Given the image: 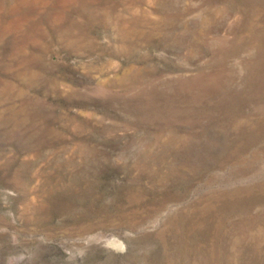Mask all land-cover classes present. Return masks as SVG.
<instances>
[{"label": "rangeland", "instance_id": "obj_1", "mask_svg": "<svg viewBox=\"0 0 264 264\" xmlns=\"http://www.w3.org/2000/svg\"><path fill=\"white\" fill-rule=\"evenodd\" d=\"M0 264H264V0H0Z\"/></svg>", "mask_w": 264, "mask_h": 264}]
</instances>
